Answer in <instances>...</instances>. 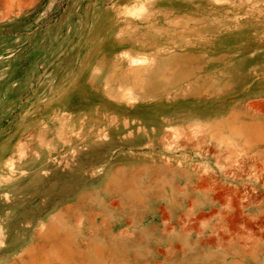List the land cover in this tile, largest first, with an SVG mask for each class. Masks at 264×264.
<instances>
[{"label": "rangeland", "instance_id": "obj_1", "mask_svg": "<svg viewBox=\"0 0 264 264\" xmlns=\"http://www.w3.org/2000/svg\"><path fill=\"white\" fill-rule=\"evenodd\" d=\"M0 264H264V0H0Z\"/></svg>", "mask_w": 264, "mask_h": 264}, {"label": "bare ground", "instance_id": "obj_2", "mask_svg": "<svg viewBox=\"0 0 264 264\" xmlns=\"http://www.w3.org/2000/svg\"><path fill=\"white\" fill-rule=\"evenodd\" d=\"M127 57V56H126ZM122 58V62L127 66V68H126V71L128 72V74H129V76H132V77H140L141 75H146V74H153V69H154V66H153V64L152 63H146V64H143V65H139L137 62H139L140 60H137V59H134V58H123V57H121ZM120 59V58H119ZM120 62V61H119ZM131 77V78H132ZM123 82V81H122ZM127 83L128 84H130L129 83V81H127V80H124V84H126L125 85V87H123V88H126V86H128L127 85ZM123 83H121V86H123L122 85ZM120 86V87H121ZM122 88V87H121ZM130 88V87H129ZM134 88V87H133ZM126 90V89H125ZM124 90V91H125ZM132 94H130V91H129V93H128V98H124L123 97V99L126 101V99H127V101L126 102H128L127 103V106L126 107H131L133 104H132V99L134 98V96H131ZM135 100V99H134ZM61 135V134H60Z\"/></svg>", "mask_w": 264, "mask_h": 264}]
</instances>
